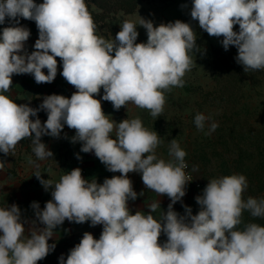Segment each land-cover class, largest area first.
<instances>
[{"label": "clouds", "instance_id": "9594fccd", "mask_svg": "<svg viewBox=\"0 0 264 264\" xmlns=\"http://www.w3.org/2000/svg\"><path fill=\"white\" fill-rule=\"evenodd\" d=\"M188 14L225 51L236 48L234 59L245 73L264 71V0H191ZM6 18L8 26L0 30V153L14 154L19 142L30 140L35 159L29 156L27 163L51 199L43 208L31 203V220L15 203L0 207V264H38L54 251L49 240L65 221L90 222L102 231L98 239L85 231L66 257L60 255L59 264H264V226L243 220L245 211L264 219V198H244L249 186L245 175L209 179L195 197L199 210L193 214L183 204L193 179L180 143L170 140L165 159L157 152L161 136L139 116L116 121L102 108V101L114 111L132 105L157 120L167 94L185 87L197 53L206 51L191 22L156 24L138 14L124 18L120 30L107 39L98 34L86 0H0V25ZM21 19L34 21L38 29L31 52L26 47L31 32ZM138 28L145 29V42H137ZM57 58L59 74L75 89L70 97L45 95L37 107L11 98L14 76L31 75L37 84L54 82ZM41 111L47 114L43 122ZM194 124L206 136L219 127L211 114L202 112L195 114ZM65 126L74 135L68 137ZM45 136L80 144L81 153L94 154L108 172L119 175L100 183L76 167L54 180L49 168L45 179L41 162L54 159ZM76 158L82 159L79 153ZM6 164L0 159V171ZM130 173L139 174L145 189L158 197L147 212L133 214L129 207L145 195L134 189ZM164 196L170 201L166 211L159 199ZM177 202L183 214L174 210ZM158 210L159 218H154ZM161 236L166 237L163 242Z\"/></svg>", "mask_w": 264, "mask_h": 264}, {"label": "rangeland", "instance_id": "374dc122", "mask_svg": "<svg viewBox=\"0 0 264 264\" xmlns=\"http://www.w3.org/2000/svg\"><path fill=\"white\" fill-rule=\"evenodd\" d=\"M182 4H188L189 8L182 9ZM190 7L191 0H142L134 12L126 13L119 10L117 13H112L103 26L97 24L98 34L111 39L120 30L119 23L126 17L136 18L139 14L152 19L156 24L180 19L192 23L198 34V45L201 46V50H206L203 54L197 53V65L186 74L185 87L173 89L171 93L167 94L165 110L157 120H154L147 110L132 105L127 111L121 108L120 114L114 111L110 102L102 101V108L116 121L139 116L145 127L157 131L161 136L163 144L157 149V152L165 159H168L167 150L170 140L175 138L180 143L188 153L185 159L189 163L191 171L193 166H198V171H192L193 180L187 186L183 204L191 207L195 203V197L202 192L209 179L237 173L245 175L248 180L249 186L243 194L244 197L262 198L264 195V71H253L254 74L245 76L244 80L236 85L225 80L226 74L223 71L220 76L222 82H218L214 77L216 67L214 49L222 48V45L219 39L210 37L201 30L198 22L191 21L188 14ZM32 28L34 30L33 26ZM235 28L237 29L238 26ZM138 31L137 42H145L147 39L145 29L138 28ZM37 38L38 36H36ZM28 50L31 52L34 48L31 47ZM57 61L58 74L54 82L50 84H37L33 77L27 74L15 76L12 86L18 87L20 94L16 99L12 98L17 103H29L31 91L35 88H37L36 91L41 90L42 92L52 89L60 90L57 94L70 97L75 89L59 74L62 71V64L60 58H57ZM44 71L47 73L46 69ZM29 86L32 87L28 88ZM197 112L211 114L212 118L218 122L219 127L212 135L206 136L196 129L194 117ZM64 133L71 137L74 135V130L65 126ZM46 139L43 142H46L48 148L54 153V159L41 162L40 171L45 179L48 178L49 168L54 173L49 178L54 180L59 179L65 171L76 167L82 169V175L85 178H96L100 183L106 177L119 175V173L108 172L94 154L81 153L78 143L72 144L69 139L64 138L48 137ZM239 141L244 150H239L235 146ZM77 153L82 159L76 158ZM28 157L23 156L19 160H27ZM34 171L27 179V182H31L29 185L32 187L30 190L33 195L31 201L39 202L40 207L43 208L45 202L51 199V194L50 191L46 192L33 176ZM129 176L137 193L145 191L144 196L130 201L129 207L133 214L136 210L147 212L146 206L158 197L154 192L145 189L139 174L130 173ZM159 199L162 210L166 211L167 205L170 203L169 199L166 196L159 197ZM174 210L181 214L184 211L180 202L174 205ZM160 211L153 214L154 218H159ZM85 231L91 232L98 239L102 226L92 227L90 222L75 224L65 221L62 226L57 228L53 238L49 240L50 244L55 243L56 245L54 251L45 259L38 261V264H59L60 255L63 254L66 257L69 250L79 243ZM165 239L164 236L160 238L161 242Z\"/></svg>", "mask_w": 264, "mask_h": 264}, {"label": "crops", "instance_id": "0c3cea01", "mask_svg": "<svg viewBox=\"0 0 264 264\" xmlns=\"http://www.w3.org/2000/svg\"><path fill=\"white\" fill-rule=\"evenodd\" d=\"M33 25H27V27L30 32V38L27 41V45L31 48L33 47L35 43L36 36H38V29H36L35 26L34 30L32 28ZM15 77V76H14ZM13 77V78H14ZM21 83V81H19ZM32 86H29L28 88H31ZM35 88L32 92L31 98H30V104L31 107L33 106V97L34 95L38 97L40 100L45 95L50 94H57L59 91H56V89L49 90L48 92H42L41 94H35L36 92ZM20 94V90L18 87L12 86L11 89V98L14 99L17 98V95ZM42 101V100H41ZM118 114H120L118 111H116ZM42 122L46 119L39 117ZM47 136L43 137L42 140H47ZM46 143V142H44ZM23 156H32L33 159H35L34 154L32 153L31 148V142L28 139H25V141H21L17 144V147L15 149L14 154H10L9 156H4L3 153H0V159H4L6 161V165L3 169V171H0V207L6 206V203L11 205L13 203L17 204L24 216L28 218L29 220L34 219V213L31 209L30 205L32 203L31 199L33 198V195H31V185H29L31 182H27V179H29V175L33 172V168L27 163V160H19V158ZM45 165V164H43ZM58 180V179H57ZM26 228L30 227V225H25Z\"/></svg>", "mask_w": 264, "mask_h": 264}, {"label": "trees", "instance_id": "16d2710c", "mask_svg": "<svg viewBox=\"0 0 264 264\" xmlns=\"http://www.w3.org/2000/svg\"><path fill=\"white\" fill-rule=\"evenodd\" d=\"M140 1L142 0H86V4L94 18L96 25L101 24L100 26H103L104 24L107 23L106 20L112 13H117L119 10H123L126 13L134 12L138 8ZM36 2L41 3L43 2V0H36ZM20 24L22 26L33 25L36 27V24L34 21H29V20H24V19L20 20ZM5 26H8L7 18H6V23L4 25H0V30H2V28ZM26 47L27 49H30V47L27 45V42H26ZM214 52H215V58H216L215 60L216 67H215L214 77L218 82H222L220 76L222 75L223 71L226 74L224 76L225 80L231 81V83L235 85L239 83L240 81H243L245 76L254 74L253 71H249L245 73L243 70V67L239 65L238 63H236L234 58L237 55V50L234 46L230 47L228 51H225L223 47L215 48ZM38 93L41 94V91L38 90L35 92V94H38ZM41 102L42 101L34 95L33 106L37 107ZM118 112L120 113L121 110H119ZM38 115L39 117L47 119V114L43 111H41ZM22 141H25V139ZM235 146H237L239 150H244V147H242L240 141L237 142ZM244 198L246 199V197ZM262 198H264V195L262 196ZM191 208L193 210V214H195L199 210V206L197 205L196 201L191 206ZM243 220L245 223L256 222V223H259L261 226H264V219L252 218L247 211L243 213Z\"/></svg>", "mask_w": 264, "mask_h": 264}, {"label": "built area", "instance_id": "2783aa9c", "mask_svg": "<svg viewBox=\"0 0 264 264\" xmlns=\"http://www.w3.org/2000/svg\"><path fill=\"white\" fill-rule=\"evenodd\" d=\"M187 162V161H186ZM188 163V162H187ZM190 175H191V177H192V179H193V173H192V171H191V169H190V165H189V163H188V169L186 170Z\"/></svg>", "mask_w": 264, "mask_h": 264}]
</instances>
